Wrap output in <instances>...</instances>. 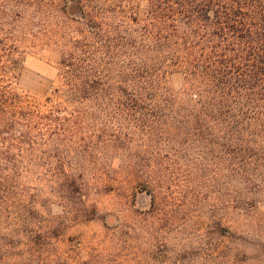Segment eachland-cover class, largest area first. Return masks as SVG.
I'll use <instances>...</instances> for the list:
<instances>
[{
  "label": "trees",
  "instance_id": "16d2710c",
  "mask_svg": "<svg viewBox=\"0 0 264 264\" xmlns=\"http://www.w3.org/2000/svg\"><path fill=\"white\" fill-rule=\"evenodd\" d=\"M71 3L62 13L87 17L90 36L64 43L56 101L41 104L16 92L0 53V264H85L53 249L59 226L37 203L45 181L66 214L79 205L85 220L96 216L83 202L90 169L76 162L93 155L92 124L76 106L85 101L105 105L99 111L109 117V136L142 142L130 155L139 160L124 168L137 186L149 185L151 197L145 223L128 226L144 246L136 264H264V251L253 257L239 249L258 239L264 198V0H110L107 27ZM13 12L0 5L5 20ZM172 72L183 74L179 91L167 83ZM197 151L206 152L205 171L216 167L218 203L207 213L194 210L206 214L204 229L172 239L156 228L171 216V204L159 199L162 184L153 176L180 154L202 158ZM228 215L241 219L245 235L229 229ZM120 225L107 215L108 229Z\"/></svg>",
  "mask_w": 264,
  "mask_h": 264
},
{
  "label": "rangeland",
  "instance_id": "374dc122",
  "mask_svg": "<svg viewBox=\"0 0 264 264\" xmlns=\"http://www.w3.org/2000/svg\"><path fill=\"white\" fill-rule=\"evenodd\" d=\"M107 1L110 0H0V5L15 11L8 20L0 14V38L10 39L4 41L7 50L0 52L1 67L10 68L9 80L13 89L41 104L48 105L56 101L52 91L59 86L57 67L64 43L69 39L90 36L88 18L72 19L62 13V7L69 2H72L69 6L79 4L89 13L88 16L103 21L107 27ZM167 83L171 89L179 91L184 85L183 74L169 73ZM76 106L88 113V123L92 124L89 126V146L93 155L89 157L81 154L76 162L86 164L90 169L86 178L88 188L83 190V202L85 209L94 212L96 216L85 220L79 216L82 214L79 205L66 214L68 209L63 198L50 190L49 183L41 181L45 199L37 201L41 204L39 211L51 225H58L60 231L58 237L52 239L53 249L85 264H136L141 259L139 252L144 246L138 240L137 232H131L128 226L139 225L141 219L149 215L152 209L151 197L149 185L137 186L136 178L126 173L124 168L139 160L130 158V155L139 151L142 142L138 137L129 143L123 136L117 139L109 136V117L107 113L99 111L105 108L104 104L85 101L83 105ZM83 144L81 151L84 150ZM199 152H203L200 154L202 158H196L194 154H180L173 161H165L162 167L155 169L153 177H160L158 179L162 184L158 189L159 199L171 204L166 206L171 216L167 221H159L156 228L164 229L172 239H184L192 227L204 229L206 214L201 216L195 211L199 209L207 213L211 205L218 203L220 186L216 167H212L213 171L211 168L205 171L204 168L209 164L206 160L208 157L205 151L195 153ZM262 201L264 198H259L258 239L251 242L255 245L249 247L242 241L245 246L239 247L241 252L252 254L253 257L264 251ZM110 214L122 223L119 228H107V215ZM189 214L194 216L191 218ZM156 217L163 218L160 214ZM240 220L234 215H228L225 222L235 234L245 235L247 229ZM61 221H65L66 225L60 224ZM220 240L230 246L228 240Z\"/></svg>",
  "mask_w": 264,
  "mask_h": 264
}]
</instances>
